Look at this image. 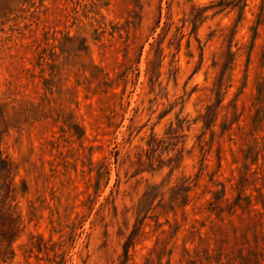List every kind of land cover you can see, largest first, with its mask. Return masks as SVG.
<instances>
[{
	"label": "rangeland",
	"instance_id": "1",
	"mask_svg": "<svg viewBox=\"0 0 264 264\" xmlns=\"http://www.w3.org/2000/svg\"><path fill=\"white\" fill-rule=\"evenodd\" d=\"M0 264H264V0H0Z\"/></svg>",
	"mask_w": 264,
	"mask_h": 264
},
{
	"label": "trees",
	"instance_id": "2",
	"mask_svg": "<svg viewBox=\"0 0 264 264\" xmlns=\"http://www.w3.org/2000/svg\"><path fill=\"white\" fill-rule=\"evenodd\" d=\"M0 163L5 167L6 163L3 160H0Z\"/></svg>",
	"mask_w": 264,
	"mask_h": 264
}]
</instances>
